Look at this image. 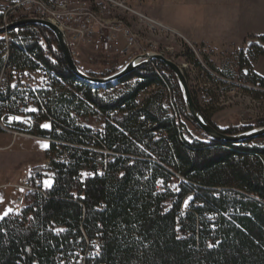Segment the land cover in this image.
Instances as JSON below:
<instances>
[{
	"label": "trees",
	"instance_id": "obj_1",
	"mask_svg": "<svg viewBox=\"0 0 264 264\" xmlns=\"http://www.w3.org/2000/svg\"><path fill=\"white\" fill-rule=\"evenodd\" d=\"M12 18L22 21L27 16ZM4 26L0 16V27ZM245 45L254 61L264 58V36H251ZM0 50V86L2 74L13 71L41 69L52 80L50 89L37 97L19 92L10 82L5 89L0 87V119L20 115L21 107L34 100L42 111L37 123L18 130L59 142L69 153L32 169L33 179H48L51 185L45 196H28L23 211L31 213L29 225L22 227L10 218L0 223V264H68L77 248L87 249L96 239L101 242L99 264H264V147L253 146L252 141L224 143L206 135L204 140L186 139L181 118L196 125L175 76L163 63L143 64L116 83L125 85L124 91L104 98L72 74L56 37L46 28L25 25L8 30L0 35ZM189 53L191 62L211 79L207 83L226 84ZM248 54L239 53L236 73L220 76L264 90V78L254 72ZM207 66L217 73L210 63ZM166 90L173 93L172 114L164 104ZM141 95L146 97L139 101ZM194 101L213 125L211 118L218 110ZM86 117L101 119V135L79 123ZM46 122L49 129L41 127ZM256 126L264 127V118ZM251 129L221 132L237 135ZM49 150L56 153V145L50 144ZM173 180L178 182V194L164 212L165 197L174 195H163L157 187H168ZM189 195L190 211L181 221L179 235L176 218L181 199ZM127 196L152 200L155 206L111 209L113 200ZM152 221L165 238L159 247V239L151 243ZM170 239L173 246L166 247Z\"/></svg>",
	"mask_w": 264,
	"mask_h": 264
},
{
	"label": "rangeland",
	"instance_id": "obj_2",
	"mask_svg": "<svg viewBox=\"0 0 264 264\" xmlns=\"http://www.w3.org/2000/svg\"><path fill=\"white\" fill-rule=\"evenodd\" d=\"M19 1L20 0H0V16L4 17L5 26L16 22L17 19L12 17L19 18L27 16V19H36L30 17L35 16V9L34 11H31V9H24V12L16 10V4ZM131 4L135 9L134 11L140 15L119 11V18L120 21L126 22L129 33L138 38V41H142V45L140 47H135L132 52L125 57H120L119 54L101 57L97 53H93L92 50L91 52L88 51L89 53L84 54L81 60L77 62L79 68L84 73L99 77L112 71V69L117 72L121 69L120 67L122 65H126L129 58L134 55H142L143 51L146 55H159L172 61L181 68L187 79L194 100L196 99L203 108L208 106L214 110H218L211 118L212 124L218 130L223 131L231 127H251V130L258 128L256 126L257 121L264 118L263 94L255 91V86L252 84H242L235 79L227 80L224 78L222 79L220 76L233 75L234 72L236 73L238 70L236 66L239 62V53L244 51V53L248 54V47L246 45L241 51L236 50L235 52H231L223 40H213L211 44L209 43L208 34H212V38L216 33L223 35L224 26L222 21L213 24V21L208 19V14L192 11V9L189 8L190 6L184 3V0H132ZM262 7L263 4L260 8ZM259 10L262 11L261 9ZM141 16L147 18L145 24L141 23ZM49 23L59 29L56 24L52 22ZM147 24H151V27H147ZM214 30H216V33ZM61 33L63 32L61 31ZM193 36L202 37L200 39H203V42L192 39ZM2 38L9 39L7 36H3ZM189 51L194 55L195 59L202 67L209 70L214 79L222 80L226 84L215 85L214 82L206 83V78L204 74L201 73L200 68L191 62ZM6 57H8V54ZM248 59L251 64L255 62L253 57L249 56V54ZM152 62L153 61L150 63ZM207 62L216 68L217 73L213 72L207 66ZM105 63H107L108 66L105 65ZM258 70L264 75V60L259 64ZM41 72L42 76L48 78L45 71L41 70ZM208 81L209 80H207V82ZM9 82L11 83V87L16 86L11 73L5 72L0 87L5 89V86ZM134 83L135 81L130 82V84ZM93 88L98 89L104 98H111L117 96L121 91H124L125 85L114 83L111 90H106L104 87L96 88L93 86ZM208 94L210 96H208ZM144 97H146V95H141L139 101L144 99ZM28 102L31 101L29 100ZM164 102L166 103V107L170 110V113H174L172 110L173 93L171 90L165 91ZM78 121L80 124L91 129H102L103 126L101 119L97 117L79 118ZM181 122L186 126V139H205V134L197 126L199 130L183 118H181ZM0 135H2L0 136V199L1 196H4L0 204L3 208L9 207L6 210H11L9 211L11 214L7 216V218L12 219L11 221L13 222L17 219L18 225L25 227V224L29 225L31 219L29 216H31V213L28 212L27 214V211H23L24 209L21 212H16L13 210L12 205L22 195L19 186L25 174L33 168L46 166L47 149L50 147V143L32 136L14 137L8 133ZM18 139L22 142L29 143L30 148L34 147L36 149L30 150L28 147H21V144H16ZM13 145L14 147L12 148ZM42 145H46L47 147H43ZM251 145L264 147V138L253 140ZM37 147L39 148L37 149ZM46 181L49 182L46 185H51L50 180H44V182ZM169 185L178 187V182L173 180ZM165 193V191L162 192L163 195H165ZM176 197V195L165 197L166 199L163 204L166 205L167 209L176 201ZM190 200V197H184L181 199V203H184V207H186L190 203ZM26 201L28 205V196ZM154 206L152 200L138 198L137 196L123 197L120 200H113L111 203V209H153ZM27 209L32 208L30 207ZM160 234L159 225L155 221H152L151 243L154 244L156 240L159 239L158 247L165 242V238L161 239L162 235ZM110 239L113 245V235L110 236ZM172 243L173 240L170 239L166 242L165 246L172 247Z\"/></svg>",
	"mask_w": 264,
	"mask_h": 264
},
{
	"label": "built area",
	"instance_id": "obj_3",
	"mask_svg": "<svg viewBox=\"0 0 264 264\" xmlns=\"http://www.w3.org/2000/svg\"><path fill=\"white\" fill-rule=\"evenodd\" d=\"M131 1L132 0H20L16 4V10L24 12V9H35V16L30 17L56 24L65 35L71 54L77 63L84 54L89 53L88 51L91 52V50L101 57H107L112 54H119L120 57H125L127 54L131 53L135 47H140L142 45V41H138V38L129 33L126 22L120 21L119 18V11L140 15L134 11L135 9L132 7ZM145 20H147V18L141 16L142 24H145ZM147 25V27H151V24ZM144 53L143 51L142 55L132 56L128 59L126 65L133 61L142 63L144 60H142L141 57L146 55ZM5 56H7V54ZM126 65H122L120 68L122 69ZM206 70L208 71V69ZM202 74H204L206 78V83L207 80H211L205 73ZM11 75L16 83V86H12V88H15L21 93L32 92L36 97L40 92L49 90L52 84L51 79L41 75V69L21 72L13 71ZM3 76L4 73L1 76V82ZM151 90L155 89L153 88ZM254 90L264 93V90L260 89L258 86L254 87ZM164 104L166 103L164 102ZM41 112L42 111L35 101L32 100V102H27L21 107L20 115H10L6 119H0V127L5 133L11 134L14 137L30 136L26 132H22L18 129L33 127V125L37 123ZM45 125H47V127H45ZM41 127L49 129L50 123L46 122L42 124ZM102 132V129H93L94 135H101ZM45 141L56 145V153L51 152V150H49L50 147L47 149L46 166L57 156L63 157L64 159L68 156L69 153L64 151L61 143L51 140ZM102 152L107 155H112V153L107 150ZM62 153H64V156ZM112 159L113 158H110L109 162L112 161ZM178 179L181 180L180 177H178ZM82 180V178L79 179L80 182H82ZM49 187L50 186L46 185L43 179H33L32 170H29L20 181L19 189L22 195L13 203V210L21 212L27 207V196L30 194L39 195L41 197L45 196ZM157 190L160 193L165 191L173 195L178 194V187L174 185H168L166 188L159 185ZM186 197L191 198L190 195ZM162 208L164 212H167L168 209L165 204L162 205ZM180 209V214L176 218V231L179 235H181V221L186 218L187 213L190 211V203L186 207H184V203H181ZM101 254V242L96 239L89 242V248L87 249L77 248L74 255L67 263L99 264L98 259L101 257Z\"/></svg>",
	"mask_w": 264,
	"mask_h": 264
},
{
	"label": "water",
	"instance_id": "obj_4",
	"mask_svg": "<svg viewBox=\"0 0 264 264\" xmlns=\"http://www.w3.org/2000/svg\"><path fill=\"white\" fill-rule=\"evenodd\" d=\"M25 25H35V26L46 28L49 31H51L53 35L56 37L60 51L62 55L64 56L66 63L70 71L72 72V74L75 75V77L80 82L90 87L95 86L96 88H99V87H104L107 84L117 83L120 79L131 74L133 71L138 69L143 64L150 63L151 61H159L163 63L175 76L178 82V85L180 87L188 115L192 118L195 125L210 139L218 140L224 143H232V144L239 145L241 143H245L246 141H253L258 138H264V127H258L253 130L240 133L237 135H226L222 133L221 131L217 130L215 127H213V125H211L203 117L199 108L197 107L194 101V98L191 95L187 79L183 71L181 70V68L177 66L175 63H173L172 61H169L162 56L148 54V55L141 57V59L144 60L142 63H137L136 61H133L109 77H106V78L91 77L87 75L86 73H84L79 68L78 64L75 62L71 54V51L68 47V43H67V40L64 34L61 33V31L56 26L52 25L51 23L47 21L38 20V19H25L22 21L14 22V23H11L10 25L0 27V35L4 34L8 30L17 29Z\"/></svg>",
	"mask_w": 264,
	"mask_h": 264
},
{
	"label": "crops",
	"instance_id": "obj_5",
	"mask_svg": "<svg viewBox=\"0 0 264 264\" xmlns=\"http://www.w3.org/2000/svg\"><path fill=\"white\" fill-rule=\"evenodd\" d=\"M184 3L190 6L189 8L192 11L208 14V19L212 20L213 24L222 21L224 26L223 35L217 34L216 30H214L216 34L213 38L211 37L212 34H208L210 44L213 40H223L229 50L235 52L236 50H243L249 37L264 36V0H184ZM262 4L263 7L260 8ZM200 38L202 37H192L198 42H203V39ZM263 60L264 58H259L252 63L254 72L262 78H264V75L259 72L258 66ZM17 143L21 144V147L30 148L29 143L22 142L20 139L16 141ZM34 149L36 148H30V150ZM3 199L4 196H1L0 202ZM8 208H3L0 204V216H3L0 223L11 214L6 210ZM5 212H8L6 216L3 215Z\"/></svg>",
	"mask_w": 264,
	"mask_h": 264
},
{
	"label": "snow or ice",
	"instance_id": "obj_6",
	"mask_svg": "<svg viewBox=\"0 0 264 264\" xmlns=\"http://www.w3.org/2000/svg\"><path fill=\"white\" fill-rule=\"evenodd\" d=\"M13 119H18V118H13ZM45 127H47V125H45ZM43 147H47L46 145H42ZM46 184H48L49 182H45ZM50 186V184H49ZM8 211H11V210H8ZM8 214V212H5L3 215L6 216ZM0 219H3V216H0Z\"/></svg>",
	"mask_w": 264,
	"mask_h": 264
},
{
	"label": "bare ground",
	"instance_id": "obj_7",
	"mask_svg": "<svg viewBox=\"0 0 264 264\" xmlns=\"http://www.w3.org/2000/svg\"><path fill=\"white\" fill-rule=\"evenodd\" d=\"M31 11H34V9H31ZM42 73V72H41ZM95 87V86H94Z\"/></svg>",
	"mask_w": 264,
	"mask_h": 264
}]
</instances>
